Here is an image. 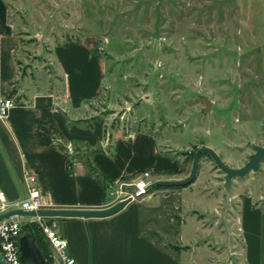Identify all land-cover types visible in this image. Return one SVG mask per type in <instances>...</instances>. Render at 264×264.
Segmentation results:
<instances>
[{"label":"crops","instance_id":"1","mask_svg":"<svg viewBox=\"0 0 264 264\" xmlns=\"http://www.w3.org/2000/svg\"><path fill=\"white\" fill-rule=\"evenodd\" d=\"M9 2L0 0V97L15 100L0 118V189L6 199L19 201L33 186L47 208H103L112 204L104 181L144 170L156 179L178 173L182 160L165 132L109 125L85 108L100 95L105 63L83 41L53 49L58 76L49 88L21 87L13 96L19 38ZM208 171L204 186L196 185L197 174L188 186L150 190L107 217L55 216L46 223L79 264H201L195 260L200 249L212 253L206 264H264V209L252 191L234 187L223 203L222 182L216 184ZM27 174L35 177L30 185ZM196 196L207 206L193 205Z\"/></svg>","mask_w":264,"mask_h":264},{"label":"rangeland","instance_id":"2","mask_svg":"<svg viewBox=\"0 0 264 264\" xmlns=\"http://www.w3.org/2000/svg\"><path fill=\"white\" fill-rule=\"evenodd\" d=\"M9 17L19 38L13 96L21 87L49 88L58 76L57 45L89 44L105 72L100 95L85 108L109 125L165 132L182 165L158 179L185 177L201 145L241 166L250 142L264 144V0H11ZM206 169L222 182L204 156L197 186L210 182ZM232 187L252 191L264 209V161ZM191 202L207 206L199 197ZM210 256L200 249L195 260L206 264Z\"/></svg>","mask_w":264,"mask_h":264},{"label":"built area","instance_id":"3","mask_svg":"<svg viewBox=\"0 0 264 264\" xmlns=\"http://www.w3.org/2000/svg\"><path fill=\"white\" fill-rule=\"evenodd\" d=\"M15 106V100L9 95L0 97V118H4L10 109ZM152 174L149 170H144L134 174L129 179H121L109 184L108 194L115 203L117 201L130 198L131 201L148 194V185ZM34 175L27 174L25 181L32 184ZM45 202L39 190L33 186L29 187L28 194L19 201L10 202L6 199L2 189H0V214L8 210L21 208L26 210H37L44 208ZM20 216H10L0 220V256L9 264H21L19 238L22 235L24 223H36L47 237L50 248L47 256V264H79L66 250L65 241L53 231L46 223V217L28 216L27 220L21 221Z\"/></svg>","mask_w":264,"mask_h":264},{"label":"water","instance_id":"4","mask_svg":"<svg viewBox=\"0 0 264 264\" xmlns=\"http://www.w3.org/2000/svg\"><path fill=\"white\" fill-rule=\"evenodd\" d=\"M252 152L247 155V159L241 166L227 165L219 156L215 149L208 145L197 147L193 154L190 169L187 175L178 179H158L148 185V189L159 187H185L194 182L200 161V156L205 154L222 173L221 187L224 190L226 201L229 200L230 191L236 178H243L249 173H256L260 168L261 162L264 161V144L249 143ZM149 192V191H148ZM131 201L126 198L117 201L107 207L94 209L81 208H39L37 210H26L16 208L8 210L0 214V220L10 216H40V217H83V218H102L115 214L121 210L127 203ZM19 250L21 264H46L45 257L41 253L39 247L35 243V238L31 233L22 234L19 238ZM0 264H9L2 256H0Z\"/></svg>","mask_w":264,"mask_h":264},{"label":"trees","instance_id":"5","mask_svg":"<svg viewBox=\"0 0 264 264\" xmlns=\"http://www.w3.org/2000/svg\"><path fill=\"white\" fill-rule=\"evenodd\" d=\"M196 149V148H195ZM194 149V150H195ZM194 151L191 152V154H193ZM206 156L205 154L201 155L200 158ZM199 167V166H198ZM217 168V166H216ZM90 170L93 171V167L90 166ZM105 187L108 188L110 182H105ZM170 189H178L181 187H169ZM154 189H159V187H154V188H150V190H154ZM174 221L177 222L176 219H174ZM31 233L33 234V236L35 237V243L36 245L39 247L41 253L43 254L44 257L47 258L48 254H49V250H48V240L46 235L44 234V232L38 227V225L36 223H24L22 226V234L24 233ZM153 235L157 237V239L159 241H161V237L153 232ZM172 250L178 252L180 250L181 247H177L175 245H168Z\"/></svg>","mask_w":264,"mask_h":264}]
</instances>
